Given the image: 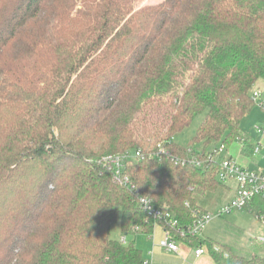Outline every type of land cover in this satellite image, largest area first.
Returning a JSON list of instances; mask_svg holds the SVG:
<instances>
[{
    "label": "trees",
    "instance_id": "1",
    "mask_svg": "<svg viewBox=\"0 0 264 264\" xmlns=\"http://www.w3.org/2000/svg\"><path fill=\"white\" fill-rule=\"evenodd\" d=\"M139 1L0 0V264H146L134 237L158 223L138 197L187 226L221 185L214 150L253 149L241 123L264 81V0ZM159 143L180 162L126 161L128 186L103 163Z\"/></svg>",
    "mask_w": 264,
    "mask_h": 264
},
{
    "label": "crops",
    "instance_id": "2",
    "mask_svg": "<svg viewBox=\"0 0 264 264\" xmlns=\"http://www.w3.org/2000/svg\"><path fill=\"white\" fill-rule=\"evenodd\" d=\"M254 92L258 93V97L255 100V107L243 118L241 123L242 130L248 134L247 137L249 136V139L252 141L254 147L253 149H248L247 154H243L242 147L243 142L245 141L237 140L232 146L227 148V156L225 158H234L235 161L244 164L245 169L255 172H264V110L260 107V104L264 103V81L261 80L256 84ZM255 127H259L261 132H258ZM255 147H259L257 153L254 152ZM217 161L220 162L221 160ZM235 192L236 183L233 180L221 182V185L215 191L207 193L211 194L210 198L213 199L212 204L208 206V208L210 207L212 213H215L221 206L228 203L235 196ZM255 202L256 201L253 202L250 209L237 211H246L255 219V222L252 221L248 224L249 230L253 225L260 226V222H262L260 218L258 219L255 216L252 209L264 210V206L262 207ZM205 211L209 210L206 209ZM262 224V231L264 232V223L262 222ZM244 232L245 229L243 228L241 229L238 226L227 224L224 228L223 234L219 235L217 239L209 238L204 234V232H202L198 242H209L216 245L223 251L227 252L228 257L231 255L244 261H251L254 258L264 259V246H262L258 241V238L261 235H249L248 241H250V246H254L248 248L242 244L245 235ZM152 234L154 243L151 244L149 250L147 249L146 256H143L144 261L148 262V264H218L212 257L207 247L206 253L196 257L194 251L197 245H191L190 242L179 241V252L177 254L169 253L159 248L157 243L164 236V227L162 224H155ZM145 236H147V239H151L150 235Z\"/></svg>",
    "mask_w": 264,
    "mask_h": 264
},
{
    "label": "built area",
    "instance_id": "3",
    "mask_svg": "<svg viewBox=\"0 0 264 264\" xmlns=\"http://www.w3.org/2000/svg\"><path fill=\"white\" fill-rule=\"evenodd\" d=\"M258 97L257 92L252 93V99L255 101ZM260 107L264 110V103L260 104ZM258 132H261L259 127H255ZM225 145H220L214 150V157L209 159H215L218 153L226 151ZM259 147L254 148V152L257 153ZM145 156L149 158H158L171 160L175 164L180 161L177 157L172 155L170 150L163 143L157 144L155 150L143 153L141 150L135 152H127L121 155H109L103 159L104 165L113 173L115 180L118 184L123 186L130 185L128 177L123 175V169L126 161H137L143 159ZM217 161V160H216ZM184 164V162H181ZM192 165L200 166L201 163L198 160H192ZM219 182H225L233 180L236 183L235 196L225 205L221 206L215 213L202 211L200 209H194V221L187 225L181 226L177 218L172 214L170 210L165 208H158L154 205L151 198L139 196V203L142 210L146 213L147 219H152L155 223H161L164 227V236L157 243V246L162 250L177 254L179 252V241L180 238H194L199 240L200 235L204 230L205 224L213 217H221L234 211L244 210L250 205L252 200L256 197L264 199V172H255L244 167H241L236 161L230 158H224L219 162V170L217 173ZM264 223V216L260 217ZM138 231L136 227L134 229ZM153 234H150V238ZM125 242V236L120 239ZM259 243L264 246V235L258 238ZM212 250L216 253H221L224 258H228V253L223 251L220 247L213 245ZM207 250L203 246L196 247L194 253L196 257L206 253ZM148 264V262H145Z\"/></svg>",
    "mask_w": 264,
    "mask_h": 264
},
{
    "label": "rangeland",
    "instance_id": "4",
    "mask_svg": "<svg viewBox=\"0 0 264 264\" xmlns=\"http://www.w3.org/2000/svg\"><path fill=\"white\" fill-rule=\"evenodd\" d=\"M161 1L163 0H140L139 4L140 6L156 5L160 3ZM204 117H205V113L198 115L193 120V122L189 125L188 128H186L180 134L175 135L174 136L175 143L182 145V146H186L190 142V140L193 138V136H195V133L197 132V129L199 128L202 121L204 120ZM235 142L236 141L229 144V146H227L226 148L232 146ZM226 156H227V153L226 151H224V152L218 153L215 157L217 160H222ZM232 159L235 161L234 158ZM236 163L240 166L245 167V165L240 162L236 161ZM210 195L211 194H206L205 196L200 197L199 200L198 199L197 200H198V204L201 207V209L203 210L207 209L210 211V213H212L211 208L210 207L208 208V206H210L213 201V199L210 198ZM249 215L250 214L246 211H241V212L234 211V212L224 215L223 217H213L205 224L203 232L207 237L217 239L219 235L223 234L224 228L227 224L238 226L241 229L242 228L245 229V232H244L245 235H244L242 244L245 245V247L250 248L254 245L250 246V241H248L249 235L250 236L251 235L252 236L262 235V234L264 235V232L262 231V226H263L262 222H260V226L253 225L249 230L248 224L251 223L252 221L255 222V219L253 218V216L251 215L249 216ZM111 237L119 239L120 232H119L118 225H115L112 228ZM131 237L132 236L129 235L127 238L132 239ZM150 240L147 239V236L142 235V234H138L134 237V243L136 246H138L142 250L143 256H146L147 249L149 250L151 244L154 243L153 238H151Z\"/></svg>",
    "mask_w": 264,
    "mask_h": 264
}]
</instances>
